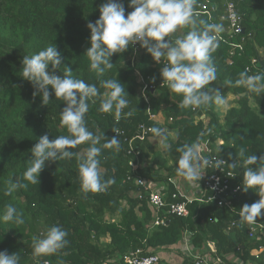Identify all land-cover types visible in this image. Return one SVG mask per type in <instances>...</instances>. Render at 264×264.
<instances>
[{
    "label": "trees",
    "instance_id": "16d2710c",
    "mask_svg": "<svg viewBox=\"0 0 264 264\" xmlns=\"http://www.w3.org/2000/svg\"><path fill=\"white\" fill-rule=\"evenodd\" d=\"M233 1L245 31L219 41V47L212 54L217 79L208 86L220 89L224 100L231 93L240 95L237 106L227 110L224 123H221L220 106L214 103L207 108H181L182 95L172 93L166 84L162 85V66L146 49L135 66L130 61L133 53L130 46L123 54H114L110 58L113 68L102 77L91 70V61L85 54L90 47L91 35L87 23L99 19V6L107 0H0V252L18 253L20 264H34L32 238H42L48 228L59 226L67 232L66 246L56 254L40 256L51 264H128L124 261L125 255L137 249L143 250V256L158 253L179 243L186 233L196 249H201L208 241L213 242L215 256L227 264H264V253L261 259L254 255L255 250L264 246V234L249 238L248 223L239 217L244 204L251 205L260 198L257 189L247 192L242 189L245 169L239 151L244 148L246 156L264 155V93L257 95L243 86H235L240 72L245 69L249 70V75L264 73L258 65L259 58H264V0ZM118 2L124 4L127 17L133 11L128 7L130 0ZM201 19L211 23L208 18ZM180 32L184 35L187 29ZM242 39V49L232 46L233 42ZM53 45L62 58V64L56 69L57 75H63L66 66L72 70L73 78L95 85L99 90V95L88 101L89 111L85 116L86 127L94 135L104 133L112 138L116 136L114 129L133 135L140 123L164 130L170 145L168 149L164 148L165 155L159 150L160 138L150 133L146 140L137 143L141 165L133 174L164 184L167 203L186 200L184 196L173 197L177 191L174 181L179 178L185 181L177 175L180 156L177 148L192 144L201 132L207 133L211 129V134L203 136L202 143L207 142L215 148L217 140L222 139L224 144L218 149L219 156L229 164L236 162L237 165L235 169H228L234 172L233 187H239V190L223 195L232 202L234 209L220 206L219 198L207 202L193 200L188 203V216L169 214L164 225L151 228L155 210L149 204L144 188L129 178L132 175L129 161L134 157L127 154V145L120 136V151L102 149L98 157L102 179L115 180V184L104 193H88L85 197L80 187L76 156L56 162L46 161L38 177L39 184L24 180L23 174L31 166L30 149L38 139L45 134L50 140L68 135L60 123V112L66 107L64 101L56 99L49 88L52 95L48 105L43 106L41 95L33 97L32 83L22 76L23 56L31 57ZM136 68L149 84L155 86V91L148 92V101L139 96ZM103 79H117L125 88L129 106L123 109L119 121L114 109L111 113L100 111L107 91L101 87ZM229 80L233 86L225 84ZM251 99L256 107L250 105ZM132 109H136L134 115L125 118L124 114ZM149 109L152 114H163L165 125L175 133L174 137L151 118ZM104 142L102 140L101 144ZM89 147L90 142L69 151L83 155ZM9 179H19L27 187L5 195ZM8 204L22 212L23 224L3 220ZM108 214L109 219L106 218ZM257 219L264 223V210L262 217ZM233 221L236 225L229 230ZM106 237L110 238L107 242ZM183 257L177 264H189V258Z\"/></svg>",
    "mask_w": 264,
    "mask_h": 264
},
{
    "label": "clouds",
    "instance_id": "9594fccd",
    "mask_svg": "<svg viewBox=\"0 0 264 264\" xmlns=\"http://www.w3.org/2000/svg\"><path fill=\"white\" fill-rule=\"evenodd\" d=\"M196 4L197 0H130L128 7L133 11L126 17L124 4L118 0L102 3L99 6V19L94 23H87L91 35L90 47L86 49L85 54L91 61V70L96 72L98 77H102L107 70L113 68L110 58L114 54H123L130 46L139 43L157 64L165 61L160 68V76L170 92L182 95L181 108H207L213 103L217 106L224 105L221 90L208 88L217 79L212 54L219 47L218 37L223 26L201 19L195 10ZM184 29H187L186 34L169 39ZM61 64V54L55 45L31 57L23 56L22 59V76L32 83L35 89L33 97L41 95L42 105L47 106L52 95L49 91L51 88L55 98L62 99L66 104L60 112V123L68 132V135L57 136L52 140L48 134L38 139L30 149L31 166L24 172L23 179L31 184H39L38 177L44 170L46 161L56 162L76 156L80 187L85 197L88 193H104L115 184V180L102 179L98 157L102 149L121 150L119 130H112L117 135L108 138L104 133L94 135L87 129L85 116L89 111L88 101L97 97L99 90L95 85L73 78L72 70L66 66L63 75H57L56 69ZM248 73V69L240 72L235 86H243L248 92L257 95L264 93V73ZM100 84L107 90L101 101L100 111L111 113L114 109L115 118L119 121L123 109L129 106V101L125 98V88L117 79H103ZM225 84L233 86L231 80L225 81ZM135 111L136 109L128 111L124 114L125 118L132 117ZM149 131L161 139L163 148L170 147L164 130L152 127ZM205 134H211V129H208L207 133L201 132L192 144L177 148L180 153L177 175L186 181H200L206 168L221 170L224 166L232 169L237 167L236 162L229 164L219 157L209 159L202 155V138ZM102 140L105 141L103 144ZM89 142L90 147L83 155L69 151ZM239 157L245 169L243 191L257 189L256 193L260 197L251 205L244 204L239 211L241 221L252 224L262 217L264 210V155L246 156L245 149L241 148ZM228 158H232L231 153ZM253 165L257 167H251ZM26 187L27 185L22 184L19 179H9L4 194L11 195ZM3 220L14 222L16 225L24 223L22 212L11 204L5 206ZM66 236L67 232L59 226L48 228L42 238L34 236L33 257L58 253L67 244ZM20 259L18 253L0 252V264H20Z\"/></svg>",
    "mask_w": 264,
    "mask_h": 264
},
{
    "label": "built area",
    "instance_id": "2783aa9c",
    "mask_svg": "<svg viewBox=\"0 0 264 264\" xmlns=\"http://www.w3.org/2000/svg\"><path fill=\"white\" fill-rule=\"evenodd\" d=\"M196 12L199 13L200 18H208L211 23L221 24L223 30L219 33V41H223L227 38H232L234 36L244 33L245 27L242 21V17L238 12L236 3L233 0H197L195 6ZM182 35L180 31L174 34L173 38ZM233 42L232 46L234 48H243V41ZM133 53L130 58V61L133 66H135L141 59V56L144 52L143 48L140 47L139 43L132 46ZM233 50L231 54H233ZM256 63V59L253 60ZM165 61L161 62V66ZM136 75L140 83L138 88V93L141 98H144L146 101L149 100L148 92L150 90L155 91V86L147 82L144 75L141 71L136 68ZM163 85V83H162ZM151 118L156 121V115L152 114L149 109ZM152 126L145 123H140L133 133V135H128L125 130H119V136L123 139V142L126 143V152L128 155H133V159L129 161L131 166L132 175L129 176L130 179H133L136 184L143 187L144 190L148 193V201L152 208H154V219L150 223L151 228H156L160 225L166 223V215L173 214L177 216H188L190 214V209L188 203H191L193 200L207 202L212 199L219 198L218 204L220 206L227 207L230 210H233V204L230 200H227L225 196L229 191L236 192L239 190V187H233L232 179L235 177L233 171L229 170L227 166H224L219 169L206 168V171L200 180L197 183L199 195L192 196L185 193L184 185H190L193 183L189 181L180 182V178L174 181L177 191L173 193V197L184 196L185 201H178L174 203H167L165 200L164 192L165 185L157 181L152 180L151 178L144 177L141 175H134L133 173L138 170L140 167V150L137 146V143L146 140V138L151 133L149 129ZM115 135H117L115 133ZM220 145L224 144L222 139L219 140ZM202 155L212 159L214 157H219L218 149L211 148L207 142L203 143ZM222 159V158H221ZM208 193V196H206ZM225 195V196H223ZM223 196V197H222ZM236 221H233L230 228H234ZM264 234V223L257 219L256 222L249 224L248 223V236L251 239L259 238L260 235ZM180 243L182 244L183 255L189 258V264H227L221 258L216 257L215 247L213 242L208 241L201 249H196L191 242L189 233H186ZM264 253V246L254 251V255L257 259H261ZM32 261L34 264H51L48 260H42L40 257L34 258L32 256ZM124 261L128 264H162V257L159 253L154 252L153 254L143 256V250L137 249L130 254L124 256ZM31 264V263H26Z\"/></svg>",
    "mask_w": 264,
    "mask_h": 264
},
{
    "label": "crops",
    "instance_id": "0c3cea01",
    "mask_svg": "<svg viewBox=\"0 0 264 264\" xmlns=\"http://www.w3.org/2000/svg\"><path fill=\"white\" fill-rule=\"evenodd\" d=\"M238 97V95L230 94L229 97L226 98L225 104L226 106H235L237 103H232V101H235V97ZM237 106V105H236ZM184 189L186 190L185 193L192 196L199 195V188L196 183H192L190 185H184ZM182 244L179 242L175 244L174 246L167 247L164 250L159 251L158 253L162 257V264H177L180 263L184 257L183 252L181 248Z\"/></svg>",
    "mask_w": 264,
    "mask_h": 264
},
{
    "label": "rangeland",
    "instance_id": "374dc122",
    "mask_svg": "<svg viewBox=\"0 0 264 264\" xmlns=\"http://www.w3.org/2000/svg\"><path fill=\"white\" fill-rule=\"evenodd\" d=\"M139 92V91H138ZM231 95H232V93H231ZM230 96V94L228 95V97ZM239 97H240V95H238V97L236 96L235 97V101H232V103H236V101H237V99H239ZM237 105V104H236ZM235 105V106H236ZM250 105L252 106V107H256L257 106V104L255 103V101L253 100V99H251V101H250ZM232 107V106H231ZM230 106H226V104L224 103V105H222V106H220L219 107V109H218V112H219V115H220V118H221V123H224V119H225V115H226V113H227V110L229 109V108H231ZM234 107V106H233ZM205 118H204V120L206 121V119H207V117L206 116H204ZM199 120V118H196V121H198ZM156 122H158V123H160L163 127H164V129H165V131H167L172 137H174L175 136V133L173 132V131H171L170 129H169V127L167 126V125H165V120H164V116H163V114L160 112V113H158L157 115H156ZM220 139H218L217 140V142H216V145H215V148L216 149H219V147L221 146L220 145V141H219ZM158 145H159V150H160V152L162 153V154H164L165 155V151H164V148L162 147V144H161V139H159V141H158ZM180 182L182 181V179H180L179 180ZM111 216L108 214L107 216H106V218H110ZM104 240L107 242V241H109L110 240V238L109 237H106V238H104Z\"/></svg>",
    "mask_w": 264,
    "mask_h": 264
},
{
    "label": "water",
    "instance_id": "95a60500",
    "mask_svg": "<svg viewBox=\"0 0 264 264\" xmlns=\"http://www.w3.org/2000/svg\"><path fill=\"white\" fill-rule=\"evenodd\" d=\"M258 65L264 69V58H259Z\"/></svg>",
    "mask_w": 264,
    "mask_h": 264
}]
</instances>
